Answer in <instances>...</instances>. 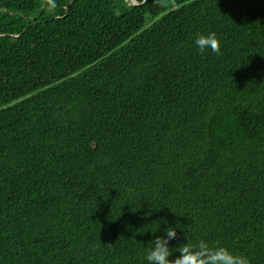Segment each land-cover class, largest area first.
Wrapping results in <instances>:
<instances>
[{"label":"trees","instance_id":"16d2710c","mask_svg":"<svg viewBox=\"0 0 264 264\" xmlns=\"http://www.w3.org/2000/svg\"><path fill=\"white\" fill-rule=\"evenodd\" d=\"M70 2L0 0V264H264V0Z\"/></svg>","mask_w":264,"mask_h":264},{"label":"clouds","instance_id":"9594fccd","mask_svg":"<svg viewBox=\"0 0 264 264\" xmlns=\"http://www.w3.org/2000/svg\"><path fill=\"white\" fill-rule=\"evenodd\" d=\"M49 3L54 6L53 0H49ZM194 43L201 53L206 50L216 54L221 52V41L215 32L198 34ZM155 233L153 232L155 238L149 242V249L144 257L147 264H250L245 255L235 254L227 247L212 245L205 240L193 244L188 235L186 243L173 248L170 242L179 238L175 227L167 228L163 236H156Z\"/></svg>","mask_w":264,"mask_h":264},{"label":"water","instance_id":"95a60500","mask_svg":"<svg viewBox=\"0 0 264 264\" xmlns=\"http://www.w3.org/2000/svg\"><path fill=\"white\" fill-rule=\"evenodd\" d=\"M74 0H71V2L68 4V6L66 7V10H67V12L69 11V8H70V4L73 2ZM149 0H144L142 3H139V2H137V1H135V0H131V2H132V5L131 6H133V7H136V6H141V5H143V4H145V3H147ZM19 36H21V35H19ZM18 35L17 36H13V37H19Z\"/></svg>","mask_w":264,"mask_h":264}]
</instances>
